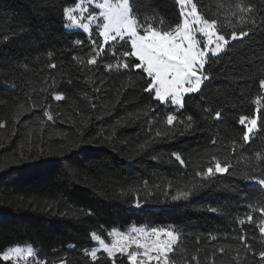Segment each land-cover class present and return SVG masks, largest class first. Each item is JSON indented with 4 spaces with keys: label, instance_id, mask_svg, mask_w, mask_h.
I'll list each match as a JSON object with an SVG mask.
<instances>
[{
    "label": "trees",
    "instance_id": "obj_1",
    "mask_svg": "<svg viewBox=\"0 0 264 264\" xmlns=\"http://www.w3.org/2000/svg\"><path fill=\"white\" fill-rule=\"evenodd\" d=\"M75 2L0 0V257L28 242L36 264H130L125 254L99 251L94 259L88 250L93 233L109 242V230L136 224L175 230L169 264H261L264 192L247 177L264 171V29L209 56L211 79L178 109L145 92L139 70L117 69L126 43L109 42L99 67L87 65L88 36L67 30L62 15ZM249 2L264 11V0H193L228 39L244 27L236 4ZM133 7L142 24L161 30L174 26L180 8L176 0H134ZM169 114L177 117L172 126ZM241 115L258 118L247 144ZM213 157L232 167L205 181L197 173L214 167ZM183 192L187 199H172Z\"/></svg>",
    "mask_w": 264,
    "mask_h": 264
},
{
    "label": "snow or ice",
    "instance_id": "obj_2",
    "mask_svg": "<svg viewBox=\"0 0 264 264\" xmlns=\"http://www.w3.org/2000/svg\"><path fill=\"white\" fill-rule=\"evenodd\" d=\"M179 8V16L174 26H170L167 30H161L151 23L142 24L138 16L134 15V0H81L75 3L74 7H63L62 15L66 21H70V26H75L87 34L91 43L92 52L94 53L87 59V65L99 67L98 57L110 47L109 42H123L130 45V48L122 52L123 62L116 65L117 69L123 67L125 69L134 68L139 70L146 78L145 92L154 93V100L161 104L170 101L172 105L183 107L185 94L197 93L202 88L204 81L211 79L205 75V63L209 55L217 56L226 46L229 45L227 34H220V28L216 19H207L204 15L198 13L197 4L193 0H176ZM95 5L98 15L95 14L90 5ZM190 5V10H186ZM237 17L236 24L244 25L238 31L231 32L232 41H243L252 35L257 28L264 29V11L257 5L249 2L248 4H236ZM259 14L262 19L257 23L255 19ZM93 24L98 38L93 36ZM195 25V27H194ZM68 26V25H66ZM235 27V26H234ZM245 27L249 30L245 31ZM199 32L205 38L203 44L196 38ZM8 37H5L7 40ZM76 46L83 44V41L77 40ZM115 55V53H113ZM75 58V57H74ZM134 58V59H133ZM131 61V63H129ZM50 68H55V64H50ZM113 65L108 63L106 70L111 71ZM259 87L264 89V79H260ZM64 99L62 94L54 96L55 101ZM257 104L260 100L256 101ZM49 120L53 117L45 112ZM222 113L216 111L213 119L220 120ZM177 120L175 115L169 114L166 123L172 126ZM239 124L243 127V141L247 144L254 129L258 128V118L256 116L247 117L241 115ZM0 127H3L0 124ZM183 135V133H181ZM160 137V133H157ZM167 138V137H165ZM215 143V141H213ZM175 160L179 161L183 166L185 161L180 154H174ZM215 161L214 167L209 166L202 175L205 181H211L217 174H225L229 172L232 165L228 161L221 162L213 157ZM255 181L259 185L260 190L264 192V171L259 174L247 177ZM190 193L183 192L173 196V200L181 198L187 199ZM135 207H141L139 200L135 203ZM209 211L215 212L216 209L210 208ZM259 211L264 214V207ZM252 222L253 217H247ZM241 224L244 221H240ZM259 232L264 234V220L260 221ZM93 237L99 240L103 250L109 258H113L116 252L127 255L130 264H149L155 261L156 264H169L167 254L172 250V246L177 242V234L175 230L165 228H152L151 232H144L141 242L139 236H127L120 234V240L114 241L112 245L105 243L96 233ZM111 235V233H110ZM215 239V237H213ZM245 250L253 251L252 245L248 243L246 236L239 237ZM135 244L136 249H142V252L136 250L129 251L131 244ZM221 252L224 249H220ZM94 259L97 252L89 253ZM33 256L31 248L27 250L21 247H11L2 254L3 261H12L13 264H20L21 261L28 262ZM138 257H143L138 259ZM261 264H264V250L259 252ZM63 264V262H62ZM115 264V261H114Z\"/></svg>",
    "mask_w": 264,
    "mask_h": 264
},
{
    "label": "rangeland",
    "instance_id": "obj_3",
    "mask_svg": "<svg viewBox=\"0 0 264 264\" xmlns=\"http://www.w3.org/2000/svg\"><path fill=\"white\" fill-rule=\"evenodd\" d=\"M78 2H81V0H76V2L75 3H78ZM85 2H86V0H85ZM101 2H102V0H101ZM113 2H114V0H113ZM75 3L74 4H71V7H74V5H75ZM90 8H91V10L95 13V14H97L98 15V10H96L95 9V5L93 4V5H90L89 6ZM186 10H190V5L189 6H187V8H186ZM68 24V26H66V29L67 30H72V29H74V30H80V31H82L81 29H78V28H76L75 26H70L71 25V22L70 21H66ZM194 27H195V25H194ZM92 28H93V30L95 29V24H93V26H92ZM83 32V31H82ZM87 35V34H86ZM196 38L200 41V44L202 45L203 44V42H204V37L202 36V34H200L199 32H197V34H196ZM230 41H232L231 39H229V42ZM209 56H211V55H209ZM153 95H154V93H153ZM186 95V94H185ZM164 104H169V105H171V106H175V105H172L171 104V102L170 101H168V102H165ZM175 107H177L178 109H180L181 107L180 106H175ZM255 130V129H254ZM254 130H253V132H254ZM252 134V133H251ZM250 134V135H251ZM154 228H157V229H159V228H165V229H168V230H174L171 226H164V227H154ZM151 229L152 228H150V229H147V228H145L144 226H142V225H129V226H127V227H125L124 229H121V230H118V229H111V230H109L108 231V236H109V242H105V243H107V244H109V245H112L113 244V242L114 241H118V240H120V234H123V235H127V236H139L140 237V239H141V242L143 243V242H145L144 241V239H143V233L144 232H151ZM110 233H111V235H110ZM177 234V233H176ZM100 238V237H99ZM93 239H94V241L96 242L95 243V245L93 246V248H91V249H89L88 250V253H90V252H92V251H96L97 253L99 252V251H104L103 250V247L100 245V243H99V240H97V239H95L94 237H93ZM100 239H102V238H100ZM130 244H131V242H129ZM11 247H21L22 249H24V250H27L28 248H31L32 249V252H33V256L32 257H30L29 258V261L28 262H25V261H21L20 262V264H36L37 262L34 260V256H35V252L33 251V247H32V245L30 244V243H28V242H25L24 244H22V246H19V245H9L8 247H6L4 250H2V252H1V257H2V254H3V252L4 251H7L9 248H11ZM173 247V246H172ZM133 250H136V251H138V252H142L143 250L142 249H136V247H135V244H131V246L129 247V251H133ZM170 252V251H169ZM168 252V253H169ZM117 254H122V253H120V252H116L115 253V255H117ZM126 255V254H125ZM127 256V255H126ZM143 257H138V259H142ZM167 258V257H166ZM12 262V261H11ZM13 263V262H12ZM130 263V262H129ZM54 264H62V261L61 262H58V263H54ZM64 264V263H63ZM149 264H156V262L155 261H152V262H149Z\"/></svg>",
    "mask_w": 264,
    "mask_h": 264
}]
</instances>
